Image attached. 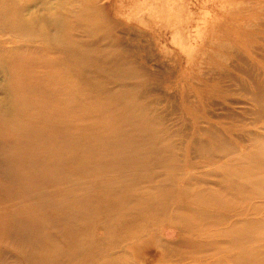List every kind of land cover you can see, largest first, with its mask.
Returning <instances> with one entry per match:
<instances>
[{
	"label": "bare ground",
	"instance_id": "bare-ground-1",
	"mask_svg": "<svg viewBox=\"0 0 264 264\" xmlns=\"http://www.w3.org/2000/svg\"><path fill=\"white\" fill-rule=\"evenodd\" d=\"M79 1L81 4V0ZM74 3L77 4L78 1L51 0L46 5L44 0H0V16L2 15L3 19L0 20V34L6 36L0 40V85H2L0 89L6 95V102L0 101V115L4 114L8 123H16L19 114L29 110L41 118L40 120L47 128L61 129L64 126L69 128L65 121L68 123L67 119L71 120L72 116L64 115L62 111L65 108L63 106L52 107L43 102L41 105L47 112L44 114V110L36 102V99L25 98L24 93L17 87L21 82H29L28 73L20 72L16 67L21 64L22 59L29 60V58L24 57L26 52H32V49L35 48V46L27 44V42L32 41L45 43L48 53L62 52L66 55L64 59L54 56L45 57L44 60L49 65L68 69V67L73 66L74 61L81 63L83 70L81 74H75V80L84 78L95 90L106 89L111 91L108 95L109 99L119 100L122 103L121 105H114L115 101L107 103L105 100H92L93 118L81 127L86 138L80 140L79 136L82 134L75 136L71 145L67 146L69 151L75 149L77 153L86 154L84 157H78L77 153L68 155L73 161H77L76 168L83 175L82 180L71 184L78 185L79 189H90L84 193L82 198V202L85 203H82L84 213L88 211L86 197L89 199L91 196L94 199L92 202L94 201L98 209L103 211L99 213L97 221H99L104 233L95 238L99 241L98 243L93 242L89 231L86 233L80 229L74 233L75 238L73 239L77 241V244L64 252L66 259H70L72 264L80 262L92 264L90 262L96 259L97 253H99L107 255L95 264H142L137 261V248H141L146 241L151 240L160 248L159 260L153 264H206V259L203 258L205 254H201L206 250L225 252L222 261L224 264L228 262L264 264V234L259 233L250 225L252 218H249L248 205L254 196L249 193L248 185L245 182L227 185L221 172H212L211 174L219 177L214 186L195 183L193 187L184 188L181 194H178L172 190L160 191L162 185L167 182L166 179L157 180L150 184L146 190H141L137 188L132 178L126 176L127 170H129L127 164L130 161L129 154L142 161L169 160L171 161V168L188 163L178 153L174 156L172 154L173 148L177 146V143L172 140L176 134L170 132L172 126L167 123V113L179 116V106L175 100H178L180 111L184 116H208L217 120L229 115L230 111L239 104L238 99L243 101L241 114H252V109L246 107V104H249L254 98L264 101V0H246L244 5L241 4L242 8L239 7L235 11L231 10L240 16H246L243 25L240 23L242 27L239 25L241 32L245 34V39H243L245 40L243 44L245 48H240L237 44L236 47L238 48L233 46L234 49L232 50V48L226 47L227 44L223 36L222 39L218 36L221 42L218 41L219 43L215 44L216 41L214 40L215 43L213 44L218 46V52L213 51L214 57H209L211 60L207 66L205 65V69L198 68L202 83H194V86L199 84L195 92L189 91L186 87L182 91L179 90L182 81L175 82L174 80H177L178 73H182V68L177 65L170 67L162 59H160L162 63L158 64L154 54L156 45H153V42L149 43L141 58V50L136 47L126 48V44H123L120 39L114 40L110 36L104 35L108 31L104 29L105 22L103 20H94L89 23L78 20L84 15L88 16L86 10L83 11L76 7L70 11L79 12L72 16L62 13L61 10L65 9L66 5H74ZM43 8L47 13V20H39ZM88 11L91 13L90 10ZM228 11L230 10L228 9ZM235 27L231 30L232 32L239 29L238 26ZM78 32H81L78 35L81 36L80 38L75 37ZM11 37L22 38L26 46L24 48H17L15 45L6 47L5 43ZM195 39L196 37L186 36V42L183 39L184 44L180 46L187 58L192 59L197 64L196 62L201 55L208 54L203 55L205 49L203 51L204 47L202 48L201 45H199L201 46L199 47L200 50L196 49V44L193 41ZM230 39H227L228 43ZM223 41L226 44L223 43L225 48H223ZM152 61L156 62L153 64ZM201 65L204 66V64ZM193 78L195 79V77ZM147 79H153L157 81V84L147 85ZM191 80L194 82L192 78ZM161 81L162 83L167 81L165 87L171 84L170 87L168 86L169 89L171 87L173 89L174 86L175 90L171 91V89L164 88L163 92L158 84ZM159 99L164 103L167 112L162 108ZM224 99H226L225 102L222 101ZM199 102H201V108L197 112L194 104ZM57 113L61 116L56 115ZM14 125L12 129H15ZM23 125L25 124L23 123ZM154 125L159 127V130ZM205 145V142L202 141L195 142L197 147H205ZM232 151L233 149L230 147L229 152ZM61 153L57 155L61 157ZM224 155L225 153L222 152L220 156ZM82 158L86 161H83ZM237 165L239 162L236 161L227 164L231 167ZM246 170L247 168H243L241 173L246 174ZM189 176L194 180L202 179V176L196 172H191ZM165 178L177 177L167 175ZM263 184L264 182L261 181L260 186ZM262 189L264 191V188ZM180 202H183L182 205ZM173 203H175L174 206ZM69 206L73 205L66 202L63 207ZM153 206H155L156 211L158 209L159 211L156 212V215L152 213L156 217H150V214L149 218H155L153 221L160 223L158 225L162 223L180 229L188 228L191 223L199 221L207 223L213 220L208 208L215 207L217 211L222 213L214 221L224 223L225 226L214 233L211 229H205L200 235L196 234L188 238L187 244L195 242L192 252L194 258L190 261H186L188 256L182 255L172 259L171 257L175 256L174 254L171 255L173 248L167 244H159V240H157L159 235L154 227L155 223L149 224L151 220L147 222L148 219L145 224H142L140 230L135 231L137 233L134 234L131 231V235L134 234L133 240L140 242H137L139 245L133 244L134 247L130 245L133 251L126 248V245L131 241L116 247L114 243L121 239L126 241L124 232L123 235L120 233V235H114L115 230L120 227L124 219L129 214L135 213L136 215V212L142 209L143 212L145 211L144 208ZM169 207L175 208V210L168 214L165 210ZM79 209L81 208L79 207ZM75 214L74 207L64 211V214L58 218L66 221L72 220ZM84 234L88 235L85 243L83 242ZM219 237L223 240L218 241L217 238ZM146 238L147 240H145ZM108 240L113 241L115 247L104 252L101 242ZM114 252H118L115 257H113ZM129 254L136 257L132 260L133 262L130 260ZM70 261L67 260V262Z\"/></svg>",
	"mask_w": 264,
	"mask_h": 264
},
{
	"label": "rangeland",
	"instance_id": "rangeland-1",
	"mask_svg": "<svg viewBox=\"0 0 264 264\" xmlns=\"http://www.w3.org/2000/svg\"><path fill=\"white\" fill-rule=\"evenodd\" d=\"M44 1L47 5L51 0ZM77 1V4L66 5V8L61 10L62 13L72 16L79 11L71 12L70 9L73 10L77 7L83 11L86 10L88 16L84 15L78 20H84L86 23L103 20L105 22L104 29L108 31L104 35H108L114 40L120 39L123 44H126V48L136 47L141 50V58L149 43L153 42V45H156L154 54L158 64L162 63L160 61L162 59L170 67L177 65L182 68V73H178L177 80H174L175 82L182 81L179 89L181 91L185 87L189 91H197V86L202 83L198 68L205 69L210 63L211 58L209 57H214L213 51L218 52V46L213 44L215 41V44L219 43L222 36L227 44L226 47L233 50L238 44L240 48H245L243 45L245 34L241 32L239 25L240 23L243 25L246 16H240L232 11L241 7V4L244 5L246 0H81V4L79 0ZM228 9L232 10V13ZM46 14L43 8L39 20H47ZM0 20H3L2 15ZM242 25L240 26L242 27ZM235 26H238L239 29L232 32L231 30L236 28ZM239 32L243 33L242 36ZM80 33H76L75 37L80 38L81 36H78ZM218 33L219 35H217ZM224 35L228 37H224ZM184 36L196 37L193 40L196 49L200 50L199 47H204L203 55L212 54L201 55L195 64L181 50L180 45L184 44ZM5 37L0 34V40ZM13 38L4 42L6 47L15 45L17 48H24L26 46L22 38ZM229 38L232 40L230 39L231 41L229 40L228 43L227 39ZM27 44L35 46V48L32 49V52H26L24 58H29V60L22 59L21 64L16 68L20 72L28 73L29 82H21L17 87L24 93L25 98L36 99V102L44 110V114L47 112L41 105L43 102L52 107L63 106L65 108L62 111L64 115L72 117L71 120L67 119L68 123L65 121L69 128L64 126L61 129H51L47 128L40 120L41 118L29 110L19 114L16 123H8L5 115H0V264H72L70 259H66L64 252L77 244V241L73 239L75 238L74 233L80 229L83 232L89 231L93 242L98 243L99 241L95 238L104 231L97 221L102 209H98L96 203L92 202L91 196L89 199L86 197L88 211L84 213L82 198L84 193L90 189H79L78 185L71 184L82 180L83 175L76 168L77 161H73L71 156L68 157L70 153H77V150L69 151L67 146L71 145L75 136L82 134L79 136L80 140L86 138L81 127L93 118L92 100H105L107 103L115 101L114 105L122 103L119 100L109 99L108 95L111 91L95 90L84 78L75 80V74H81L83 70L81 63L74 61L72 67L60 69L49 65L44 59L50 56L64 59L66 57L64 53H48L45 43L37 41L27 42ZM210 45H213L214 48L211 49L213 46ZM206 49L207 51L210 49L208 51L210 53ZM119 55H121L120 52ZM116 56L118 57V54ZM155 62L152 61L153 64ZM193 77L197 80L195 81ZM188 78L190 79L188 80ZM183 79H186V82ZM166 82H158L163 92L164 88L169 89L171 86L167 83L169 85L165 87ZM24 83L26 85H23ZM146 83L147 85L157 84V81L147 79ZM194 83L199 84L194 86ZM173 89L175 90L174 86ZM227 97L231 98L229 95ZM159 100L162 108L167 112L164 103L161 99ZM0 101L6 102V95L2 89H0ZM222 101L225 102L226 99ZM175 102L179 106V116L167 113V123L172 126L170 132L176 134L172 137V140L177 143L172 154L174 156L178 153L188 163L171 168L169 160L142 161L129 154L130 161L127 163L129 170H127L126 176L132 178L137 188L141 190H146L150 184L157 180L166 179L167 182L162 185L160 191L172 190L178 194H181L184 188L193 187L195 183L214 186L219 177L211 174L212 172H221L227 185L245 182L248 185L249 193L254 196L248 205L249 218H252L250 225L259 233L264 234V191L262 189L264 184L260 186V182H264V101L254 98L249 104H246V107L252 109V114H241L243 101L238 99L239 104L235 106L236 108L231 110L229 115L218 120L208 116H184L180 111L178 100ZM194 107L198 112L201 102L194 104ZM13 124H15V129H12ZM20 124L21 126H19ZM156 129L159 130V127ZM161 132L165 134L163 131ZM197 141L205 142V147L195 146ZM230 147L233 149L232 152H229ZM222 152L225 153L224 156H220ZM59 153H61V157L57 155ZM85 155L83 152L77 153L78 157ZM82 160L86 161L83 158ZM231 161L239 162V165L227 166ZM243 168H247L244 175L241 173ZM191 172L200 174L202 179H192L189 176ZM167 175L177 178H165ZM66 202L73 206L63 207ZM182 203L180 202L181 205ZM74 207L76 214L72 220H59L58 217L63 215L64 211ZM154 207L151 208L155 211L147 207L148 209L144 208L145 211H143L145 214L142 209L136 212V215L135 213L129 214L127 216L129 219H124L121 224L123 227L120 225L114 235L119 233L123 235L124 232L126 241H124L125 239L119 240L114 243L116 247L131 241L126 245V248L133 251L131 246L134 247L133 244L139 245L137 242L140 243L133 240L134 234L137 233L135 231L140 230L142 224H145L148 219L147 222L151 220L149 224L155 223L159 244H167L173 248L171 255L175 256L171 258L175 259L182 255L188 256L186 261H190L194 258L192 252L195 242L187 244L186 240L193 235H200L205 229H211L214 233L225 226L224 223L214 221L222 213L215 207L208 208L213 220L207 223L199 221L191 223L188 228L180 229L173 225L162 223L158 225L160 223L153 221L155 218H149L150 214V217H156V212L159 211V209L156 211ZM174 210L175 208L169 207L165 211L169 214ZM136 217L141 220L138 218L135 220ZM131 231L134 233L133 236ZM87 237L88 235L84 236V243ZM110 240L101 242L104 252L115 247L113 241ZM217 240L222 241L223 238L219 237ZM153 242L148 240L141 248H137L138 262L153 264L159 260L160 248ZM105 243L108 246L104 245ZM213 251L206 250L201 253L205 254L203 258L206 259V264H224L222 262L223 255L226 253ZM97 254L96 259L90 263L95 264L107 255ZM117 254L118 252H114L113 257ZM129 256L131 261L136 259L132 254ZM227 264L236 263L228 262Z\"/></svg>",
	"mask_w": 264,
	"mask_h": 264
}]
</instances>
